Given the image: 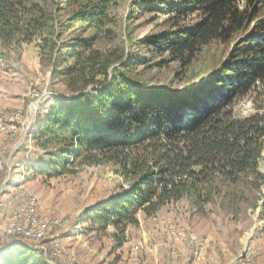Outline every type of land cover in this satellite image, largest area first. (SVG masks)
Listing matches in <instances>:
<instances>
[{"label":"trees","instance_id":"1","mask_svg":"<svg viewBox=\"0 0 264 264\" xmlns=\"http://www.w3.org/2000/svg\"><path fill=\"white\" fill-rule=\"evenodd\" d=\"M123 0H0L1 46L33 43L68 94L41 103L33 144L21 151L30 171L45 176L82 164H113L129 181L121 194L85 210V220L119 237L139 213L189 200L237 211L264 198V0H134L130 17L165 16L166 33L144 38L149 56L121 43L116 9ZM136 13V15H134ZM232 46L217 68L180 89L149 86L136 71L158 64L192 66L203 54ZM128 49V50H127ZM252 109L241 114L242 99ZM32 148V149H31ZM254 197L252 198V194ZM235 207V208H234ZM260 220L264 223V201ZM1 264H50L31 246L12 244Z\"/></svg>","mask_w":264,"mask_h":264},{"label":"rangeland","instance_id":"2","mask_svg":"<svg viewBox=\"0 0 264 264\" xmlns=\"http://www.w3.org/2000/svg\"><path fill=\"white\" fill-rule=\"evenodd\" d=\"M133 1L123 0L116 9L121 43L130 44L126 33L129 29L136 41L135 56H149L141 40L166 33L169 22L167 17L151 12L130 17ZM259 13L264 15V5ZM231 46H219L213 57L204 51L187 67L177 61L159 65L167 53L157 55L138 64L136 71L149 86L181 89L188 77L196 83L202 71L217 68ZM52 73L35 42L1 46L0 244H9L0 248V264L1 255L16 243L38 249L50 264H264L261 199L255 207L252 202L256 200L247 199L237 211L230 205H208L205 214L182 199L164 206L155 216L140 212L139 223L129 224L125 235L119 237L113 224L102 229L98 223L84 219L86 209L128 188L129 181L113 164H82L74 172L53 177L32 173L26 164L29 153L24 157L21 147H31L34 142L37 110L44 101L49 104L56 96L69 93ZM252 104L251 97L242 99L239 112L248 113ZM259 168L263 172L264 149ZM15 205L25 207L23 216L28 222L42 226V232H35V240L26 243L24 230L18 227H10V235L2 231Z\"/></svg>","mask_w":264,"mask_h":264},{"label":"built area","instance_id":"3","mask_svg":"<svg viewBox=\"0 0 264 264\" xmlns=\"http://www.w3.org/2000/svg\"><path fill=\"white\" fill-rule=\"evenodd\" d=\"M15 206L16 207L13 209L9 222L4 225V229L2 231L5 232V235H10V227H18L24 230L26 243L30 240H35V232H42V226L39 224H31L27 221V217L23 216V209H25V207H19V205ZM1 241L3 243V240ZM4 244L9 243L0 244V248H2Z\"/></svg>","mask_w":264,"mask_h":264},{"label":"water","instance_id":"4","mask_svg":"<svg viewBox=\"0 0 264 264\" xmlns=\"http://www.w3.org/2000/svg\"><path fill=\"white\" fill-rule=\"evenodd\" d=\"M40 100V99H39ZM39 100L37 101V103L39 104L40 102H39ZM263 170V172H264V169H262ZM7 181V180H6ZM5 181V182H6ZM263 201H264V198L262 199V201H261V205H260V207H259V214L262 212V210H263Z\"/></svg>","mask_w":264,"mask_h":264}]
</instances>
